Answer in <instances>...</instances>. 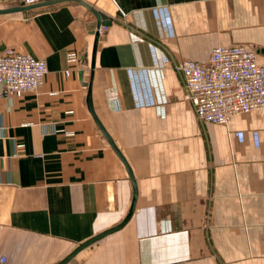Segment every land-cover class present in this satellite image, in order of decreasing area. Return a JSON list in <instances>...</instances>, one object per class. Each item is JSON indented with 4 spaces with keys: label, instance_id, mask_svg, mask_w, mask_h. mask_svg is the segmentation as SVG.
<instances>
[{
    "label": "crops",
    "instance_id": "crops-1",
    "mask_svg": "<svg viewBox=\"0 0 264 264\" xmlns=\"http://www.w3.org/2000/svg\"><path fill=\"white\" fill-rule=\"evenodd\" d=\"M0 14V53L44 59L43 85L0 84V264H264V108L201 122L176 66L217 45L264 64V0H81ZM0 0V9L20 5ZM77 56L70 61L69 56Z\"/></svg>",
    "mask_w": 264,
    "mask_h": 264
},
{
    "label": "built area",
    "instance_id": "built-area-1",
    "mask_svg": "<svg viewBox=\"0 0 264 264\" xmlns=\"http://www.w3.org/2000/svg\"><path fill=\"white\" fill-rule=\"evenodd\" d=\"M19 1L32 5L47 0ZM76 59L69 56L70 61ZM176 68L183 77L185 97L201 122L225 125L237 114L264 108V64L258 63L254 49L217 45L206 62L185 59ZM47 73L44 59L12 48L0 53L3 96L37 91Z\"/></svg>",
    "mask_w": 264,
    "mask_h": 264
},
{
    "label": "water",
    "instance_id": "water-1",
    "mask_svg": "<svg viewBox=\"0 0 264 264\" xmlns=\"http://www.w3.org/2000/svg\"><path fill=\"white\" fill-rule=\"evenodd\" d=\"M63 1H75V2L83 4L88 9L90 14L95 19L94 24H91V29H94L92 31V34L94 35V42H93V49H92V56H91V69H92L91 70V74H93L96 46H97V42H98V40L100 38L99 29L102 26H107L110 23V20H108L104 15H102L100 12H98L95 8H93L90 5L82 2L81 0H47V1H44V2H41V3L32 4V5H24L23 3H20V5L15 6V7L0 9V14L18 12V11H23V12L33 11V9H35V8L48 6L50 4L63 2ZM91 79L92 78H90L89 82L84 84L88 88V94H87V98H86L88 109H89L90 113L92 114L93 119L95 120V122H96L97 126L99 127L100 131L102 132V134L104 135L106 140L109 142L111 147L114 149L116 154L119 156V158L122 160V162L126 166L128 174H129L130 179H131V181L133 183V186H134V193H133V198H132V203H131L130 209H129L128 213L126 214L125 218L119 224H117L116 226H113L111 228H108V229H106V230H104V231H102V232H100V233H98L96 235H92L91 237H89L86 240L82 241L81 243L76 245V247H74L65 257H63L60 261H58L55 264H65L81 248L85 247L86 245L92 243L93 241L99 239L100 237H102L104 235H107L109 233H112V232L120 229L129 220V218H130V216H131V214H132V212L134 210V206H135L136 187H135V182H134V178H133L131 169H130L128 163L126 162V160L124 159V157L122 156L120 150L117 148V146L114 143L113 139L108 134V132L104 129L103 125L101 124V122L99 121L98 117L96 116V114L94 112V109H93V106H92V98H91Z\"/></svg>",
    "mask_w": 264,
    "mask_h": 264
}]
</instances>
